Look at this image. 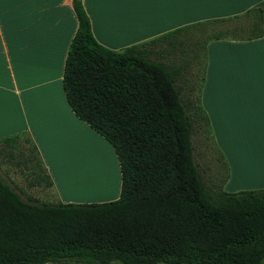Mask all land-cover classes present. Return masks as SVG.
Wrapping results in <instances>:
<instances>
[{"label": "trees", "instance_id": "1", "mask_svg": "<svg viewBox=\"0 0 264 264\" xmlns=\"http://www.w3.org/2000/svg\"><path fill=\"white\" fill-rule=\"evenodd\" d=\"M73 6L78 29L63 88L75 115L114 148L121 195L40 203L0 176V264H264V189L206 184L180 69L152 59L146 46L104 47L82 1Z\"/></svg>", "mask_w": 264, "mask_h": 264}, {"label": "crops", "instance_id": "2", "mask_svg": "<svg viewBox=\"0 0 264 264\" xmlns=\"http://www.w3.org/2000/svg\"><path fill=\"white\" fill-rule=\"evenodd\" d=\"M73 1L0 0V138L20 135L37 148L88 138L108 147L75 115L63 88L78 29ZM81 1L97 41L116 52L162 40L159 61L182 69L189 37L205 36L196 58L202 78L183 98L195 99L210 125L227 170L223 191L264 189V0ZM6 108L19 120L5 123ZM88 174L89 182L102 179L95 169Z\"/></svg>", "mask_w": 264, "mask_h": 264}, {"label": "rangeland", "instance_id": "3", "mask_svg": "<svg viewBox=\"0 0 264 264\" xmlns=\"http://www.w3.org/2000/svg\"><path fill=\"white\" fill-rule=\"evenodd\" d=\"M190 34L189 30L187 35ZM204 37L203 34L189 37L186 47L188 48L186 51L188 63L185 68L180 69L177 86L180 92L182 91L181 97L191 122L194 160L206 184L214 191L220 192L224 190L223 186L228 181L225 162L214 147L212 131L206 117L202 115L200 109L194 107L195 99L183 98L187 95L186 92L197 89L202 78L201 61L197 62L196 58L202 53L199 48H201ZM164 47L162 40L148 46L149 56L154 60L164 61ZM196 62L197 65H195ZM171 64L178 65L177 63ZM188 101H191L190 104L187 103ZM1 113L5 123L15 121V119L19 120L14 110L6 108ZM23 139L20 135L0 138V176L23 199L31 198L40 203L50 204H91L106 203L120 198L121 166L114 148L104 138L103 141L108 147L85 138L76 147L64 142H55L44 148L36 147L37 150L34 145ZM246 166L248 167L247 164ZM49 168L52 169V175L55 177L54 183ZM94 169L101 172L102 179L92 183L89 182L88 172ZM49 180L53 185L48 186ZM109 188L115 190L116 193L109 196ZM250 190L257 189L246 188L241 191ZM115 196L116 199H114Z\"/></svg>", "mask_w": 264, "mask_h": 264}]
</instances>
